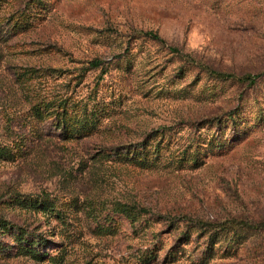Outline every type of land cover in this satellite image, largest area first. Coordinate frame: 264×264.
Returning <instances> with one entry per match:
<instances>
[{
  "label": "rangeland",
  "instance_id": "374dc122",
  "mask_svg": "<svg viewBox=\"0 0 264 264\" xmlns=\"http://www.w3.org/2000/svg\"><path fill=\"white\" fill-rule=\"evenodd\" d=\"M0 264H264V0H0Z\"/></svg>",
  "mask_w": 264,
  "mask_h": 264
},
{
  "label": "trees",
  "instance_id": "16d2710c",
  "mask_svg": "<svg viewBox=\"0 0 264 264\" xmlns=\"http://www.w3.org/2000/svg\"><path fill=\"white\" fill-rule=\"evenodd\" d=\"M144 34L151 36L152 38L155 39H160L163 40L161 35L155 31V30H146L144 31ZM173 49H175L177 52L182 53V50L177 47V46H173ZM104 62V60L102 58L96 57L94 59H92L90 61V65L97 67L100 66L102 63ZM209 72H211L212 74H216L219 76H223L224 78H233L235 77V74L233 72L230 71H223V70H219L217 68H208ZM246 78L250 79V83H254L256 81V76L252 75V74H247L245 76ZM50 104V102H49ZM53 107H55V104H53ZM123 210L126 211V215L129 216V218H131L132 221L136 220L137 215H134L135 212L137 213H143L146 216H148L149 218H155V212H152V210L148 207H145L144 204L142 203H138V202H126L123 205ZM135 211V212H134ZM134 212V214H133ZM133 214V215H132ZM157 216H161V215H157ZM173 222V219L171 220ZM149 254H146L147 257ZM155 255H152V257H154ZM151 259V258H150ZM149 261V260H146Z\"/></svg>",
  "mask_w": 264,
  "mask_h": 264
}]
</instances>
